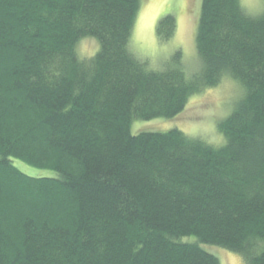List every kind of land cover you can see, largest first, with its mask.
<instances>
[{
	"label": "trees",
	"instance_id": "obj_1",
	"mask_svg": "<svg viewBox=\"0 0 264 264\" xmlns=\"http://www.w3.org/2000/svg\"><path fill=\"white\" fill-rule=\"evenodd\" d=\"M140 6L0 0V264H221L202 243L264 264V11L202 0L190 73L181 50L163 69L133 53ZM176 29L164 15L159 41ZM85 37L100 44L89 58ZM226 77L242 93L221 145L178 128L132 133Z\"/></svg>",
	"mask_w": 264,
	"mask_h": 264
},
{
	"label": "rangeland",
	"instance_id": "obj_2",
	"mask_svg": "<svg viewBox=\"0 0 264 264\" xmlns=\"http://www.w3.org/2000/svg\"><path fill=\"white\" fill-rule=\"evenodd\" d=\"M241 4L253 15L264 11V0H241ZM201 5L202 0H141L130 42L133 53L148 60L153 68L163 69L170 56L181 50L182 60L188 72H197L200 62L196 33ZM169 13L175 15L177 29L169 41L160 42L156 31L157 23ZM99 47L97 39L85 37L78 43L77 51L81 58H89L96 54ZM241 93L242 90L237 82L226 77L218 85L193 95L185 110L179 115L167 119H137L132 123L131 131L133 134H138L144 131L165 132L178 128L191 137H201L208 143L219 146L223 143V135L218 125L230 115L233 103ZM14 163L32 176L56 174L51 169L36 167L20 159H14ZM202 246L215 254L221 264H246L240 253L212 244L202 243Z\"/></svg>",
	"mask_w": 264,
	"mask_h": 264
}]
</instances>
